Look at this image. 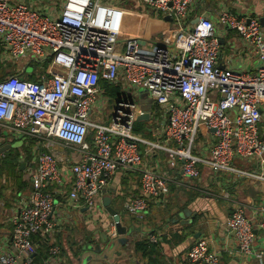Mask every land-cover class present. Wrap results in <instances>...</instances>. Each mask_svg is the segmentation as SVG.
<instances>
[{"label": "built area", "instance_id": "built-area-1", "mask_svg": "<svg viewBox=\"0 0 264 264\" xmlns=\"http://www.w3.org/2000/svg\"><path fill=\"white\" fill-rule=\"evenodd\" d=\"M194 1L138 0L148 12L164 20L171 17L174 28L156 37L150 48L147 41L132 38L121 50L119 36L134 14L117 2L0 0V63L26 62L19 70L38 78L10 76L0 81V126L19 140H31L36 155V161L26 164L31 191L11 219L15 252L0 253V264H36V237L52 239L45 264L62 257L53 242V216L57 189L64 186L67 173L72 178L70 207L89 210L97 202L103 204L104 191L119 169L139 174L140 194L127 198L124 209L133 219L144 220L149 203H158L175 181L146 164L141 145L182 162V178L188 180L184 185L200 178V165L215 174L235 171V159L259 160L260 174L250 177L264 182V27L260 17L238 16L221 4L218 24L226 32L235 31L259 62L253 72L222 68L218 26L203 17L192 25ZM29 66L34 67L31 73ZM101 80L120 85L128 96L134 89H147L165 121L164 142L152 143L133 133L144 112L128 99L111 104L109 123L94 122L101 101L109 104ZM203 129L217 138L207 147L209 158L193 153ZM54 140L80 153L81 161L61 156ZM256 212L261 219L255 225L245 207L237 205L225 227L235 236L245 262L256 258L264 264V250L257 249L258 233L264 237V204ZM112 228L115 236L114 223ZM210 243L196 240L186 253L188 262L221 264ZM261 244L264 247V241Z\"/></svg>", "mask_w": 264, "mask_h": 264}, {"label": "crops", "instance_id": "crops-1", "mask_svg": "<svg viewBox=\"0 0 264 264\" xmlns=\"http://www.w3.org/2000/svg\"><path fill=\"white\" fill-rule=\"evenodd\" d=\"M223 1H231L234 6L246 9L248 12L261 18L264 16V0L194 1L195 12L192 19L194 20L202 16L204 12L209 13V18L219 27H217V34L219 35L221 43L222 68L231 67L240 72H253L257 68V62L255 64L253 61V57L255 56L252 49L242 44L235 31L226 32L218 24L217 14ZM156 27H158L156 30L161 31V35L163 33L170 34L173 30V26H170L169 22L166 21L164 23H159ZM152 106L153 105H151V107ZM154 112L153 109L152 114H150V125L153 126L152 140H144L152 143H161L164 142L162 133L164 131L165 121L164 118L161 117L160 111L156 113L155 117ZM153 117L154 121L151 123ZM12 136L13 134L10 130L0 126L1 146L13 144ZM216 139L213 133L203 129L197 137V145L193 153L200 158H209L210 152H208L207 147L211 149ZM142 150L144 151V160L146 164L149 163L148 165L152 169L158 172H167L172 180L175 181L171 184L177 189L197 194L195 199L189 201L190 204L187 210H189L190 213L188 216L182 214L178 219L176 217L171 219V214L170 221L164 227L162 226L163 222H160L161 219L154 216L155 214L153 210H151L152 208L148 209L146 218L142 221H137L136 224H134L133 218L127 213H125L123 217L119 213L122 224L131 231V234L126 236V238L129 237L128 243L122 245L118 243V238L114 236V229L111 228V225L114 223L113 221L109 222L106 219L100 221L92 218L87 213L89 210L88 208L78 209V213L72 211L74 208L70 207L67 198L68 191L72 185V178L67 173L64 177V186L57 189V204L53 216L56 224L53 242L56 243L57 246L60 245L59 248L62 254L67 256L65 257L67 264H81L78 262L80 255L77 256L76 254L82 246L88 245H99L101 248V254H92L93 260L89 262V264H150L147 259H144L140 253L135 251L133 246L131 247V235L133 233L139 239H150L151 237H155L158 239V242L162 244L155 264H190L187 260L186 253L195 241L198 240L196 238L198 234H200V238L210 240L211 248L219 252L221 256V264H260L257 259V261L245 262V260L241 258L235 236L229 233L225 227L227 219L232 216L237 205H243L245 207L247 216L254 220L255 225L260 221L261 218L256 210L259 206L264 204V182L250 177V174H260L261 167L259 160L235 159L233 162L235 171L218 174H215L206 165H200V178L194 181L191 187L189 184H183L185 182L187 183L188 180L182 178V162L171 160L167 152L163 150L149 152L150 150L144 145ZM58 153L75 162H79L82 159L80 153L77 152ZM27 161L28 160L25 158L20 160V170L23 172V179L29 183V187L24 189L20 188L19 185L17 186L16 183L12 184L14 185L12 190H14V194L18 195L19 199L16 201V204L12 205L11 209L2 208L0 212V249H2L0 253L15 252L12 244L13 225L11 219L18 205L24 201L31 190V178L26 175ZM22 164L24 165L22 166ZM125 176H128V173L122 168L119 169L108 192L105 194V196L109 195L111 197V206L115 210H117V208H124V200H117L115 198H117V196H123L124 191L121 181ZM139 181V174H134L130 178L131 191H135L140 185V183L138 184ZM110 189L114 190L115 193H111L109 191ZM12 190L9 189V187L3 188V194L9 198ZM170 194H172V192L170 193L169 189L168 193L164 194L158 203H155V206L160 207V205H164L166 200L170 197ZM2 204L3 203H1V205ZM84 213H86L85 218L84 216L80 218L79 216H82ZM165 220H168V218ZM177 221H180V223ZM184 228H186V231H181ZM76 229L77 231H75ZM177 232L184 233V240L177 242L175 239L170 238L166 242L162 241L166 236H174ZM259 234L260 232L258 235ZM44 241L50 242L49 240ZM61 242H63V245ZM113 244L114 247H112ZM36 245L39 248V244ZM257 249L264 250L260 242L257 244ZM46 260L47 257H45L42 264H45Z\"/></svg>", "mask_w": 264, "mask_h": 264}, {"label": "rangeland", "instance_id": "rangeland-1", "mask_svg": "<svg viewBox=\"0 0 264 264\" xmlns=\"http://www.w3.org/2000/svg\"><path fill=\"white\" fill-rule=\"evenodd\" d=\"M113 2H117L118 4L122 5V8L130 13H133L134 16L129 18V20L127 21V25L123 30V33L119 36V44L117 49H121L124 46V43L126 42V40L128 39H141V40H145L147 41V46L148 48L153 46V43L155 42V38L156 37H160L161 36V31L160 30H156L158 27L159 23H164V17L162 15H158V14H153L150 13L146 10V8L140 4L138 2V0H111ZM223 4H225L232 12H235V14H237L238 16H246L249 18H258L259 16L254 15L251 12H248L246 9H242L239 7H236L233 5V3L231 1H223ZM206 14L209 13H205L202 15L203 17L206 16ZM170 26H173L174 28V24L173 23H169ZM165 34V33H163ZM252 56V55H251ZM253 57V56H252ZM253 61L257 62V67L259 65L258 59L256 57H253ZM26 62H19V63H11L9 64V67H16V68H22V66L25 64ZM34 67L29 66L27 68V72L31 73L33 71ZM8 71H11L10 68L7 69ZM37 72H41V68H37L36 70ZM124 93V92H123ZM142 96V98H141ZM128 99L131 100L137 107L141 108H147L149 105H154V102L150 96V92L141 87L138 90L134 89L132 92V96H128L124 93V96L119 99ZM153 107V106H152ZM150 107V113L152 114L153 112V108ZM113 109L114 106L112 107L110 105V103L108 104V102L106 101H101V107L97 108L94 112V114L92 115V120L94 122L97 123H102V124H107L110 122L111 116L113 114ZM155 111V110H154ZM154 117L156 116L157 111L154 112ZM154 117L152 119V122L154 121ZM155 128V127H154ZM14 136V137H13ZM13 149L12 150H21V159L26 158L28 155H31V158H33L34 161H36V155H34L33 152V147H31V140L22 138L21 140H19L15 135H13ZM141 137V136H140ZM142 139H145L143 137H141ZM55 142V150L59 151V152H72L70 150H65L62 148V146L60 145V143L57 140H54ZM30 153V154H28ZM26 175L29 176L30 173L28 171V169L26 170ZM15 182H11L8 184L9 189H13L12 184H14ZM193 182L191 183V186ZM192 193L186 192L185 190L182 189H177V191L173 192L171 194V196L168 198V200H166L164 205H160V207L155 206V208H152L151 210H153V213L155 214L154 216H157V218H160V222H163V227L168 224V222L170 221V213H167V209H168V205H170L172 203V206L174 204H179V205H183L185 203H188L190 201V196ZM10 206L9 203L7 205L0 203V212L3 209H11L13 204H16V201L19 199L18 195L14 194V190H12V192L10 193ZM162 206V207H161ZM74 208V207H73ZM75 213H78L79 210L74 208L72 210ZM176 213V211H173V213ZM88 215H90L92 218L98 219L100 221L103 220H108L109 222L113 221L112 217L109 215V213L107 212L106 208L104 207V205L100 202H97L95 207L91 208L90 210H88ZM85 214L84 213L82 216H79L80 218L84 216L85 218ZM78 216V215H77ZM130 216V215H129ZM131 217V216H130ZM132 218V217H131ZM168 220H165L167 219ZM134 221V224L137 223L138 220L136 219H132ZM96 226V224H95ZM112 228V225H111ZM77 231V229L75 230ZM258 241L260 243H262L264 241V237L262 235V233H260L258 236ZM129 238V237H128ZM63 245V242H61ZM116 244V243H114ZM59 245V243H58ZM123 245V244H122ZM60 246V245H59ZM2 250V249H0ZM78 250V249H77ZM80 251V249H79ZM79 251L77 253H79ZM79 255H81L79 253ZM78 255V256H79ZM85 256V254H83V257ZM67 257L65 254H62V257L60 256L58 258V260L55 261V264H64L66 261ZM256 258H254L253 260H250V262L255 261ZM257 261V260H256Z\"/></svg>", "mask_w": 264, "mask_h": 264}, {"label": "trees", "instance_id": "trees-1", "mask_svg": "<svg viewBox=\"0 0 264 264\" xmlns=\"http://www.w3.org/2000/svg\"><path fill=\"white\" fill-rule=\"evenodd\" d=\"M9 66L10 65L5 66L0 63V81H3L10 76H18V77L26 76V74L22 73L19 70V68L9 67ZM35 66H37V64ZM8 68H10L11 71H8L7 70ZM26 77L32 81L38 80L35 73L32 74L31 76H26ZM100 87L105 93V95L109 98L110 105L115 103L117 100L121 99L124 96V93L120 85H112L106 81L101 80ZM152 108L157 112L160 111L159 107L156 105H153ZM152 130H153V126L150 125V120L149 121H136L133 126V133L135 135L141 136L149 140H152V135H153ZM89 140H91V136L89 137ZM142 147L143 145L140 146L141 150H142ZM21 152H22L21 150H16V149L11 150L10 152L6 153L2 157L1 162H0V203H3V204L5 203V205L9 203L8 206L11 205L10 204L11 196H9V198L6 197L3 194V188H8V184L11 182H15L16 185L17 186L19 185L20 188L26 189L27 187H29V183L23 179V172L20 170ZM31 159H32L31 155H28L27 160L30 161ZM133 175H134L133 173H128V176H125L124 178H122L121 185L124 191L123 196L121 197L117 196V198H115L117 200L119 199L124 200V204L127 198L131 196H137L140 194L141 180L138 182V184L140 183V185L135 189V191H131L130 178ZM169 189H170V193L177 191V188L173 184H170ZM189 193H192L191 194L192 197L190 196V201L192 199H195L197 194L194 192H189ZM189 204L190 202L185 203L183 205L174 204L173 207H171L172 206V203H171L170 205L167 206L168 207L167 213L172 214L171 219H174L175 217L178 219L180 215L182 214L186 215L185 212L188 209ZM150 208H155V203L150 202L149 209ZM121 209L117 208L118 212L123 217L126 211L124 208L122 210ZM173 211H176V213L175 212L173 213ZM177 222L180 223V221H177ZM181 231H186V228H184ZM131 238H132L131 247L133 246L135 251L137 253H140L144 259H147V261L150 264H155L157 262V257L159 255L162 244L160 242L152 243L149 238L139 239L137 236L134 235V233L131 235ZM170 238L175 239L177 242H180V240H184V233L177 232V234L174 236H166L165 238H163L162 241L166 242ZM34 242L36 244H39V248L37 250V254L34 257V260L36 264H42L43 260L48 254L49 244L47 241H44L40 237L34 238ZM79 253L81 254V251H79ZM79 253H77L76 255L78 256Z\"/></svg>", "mask_w": 264, "mask_h": 264}, {"label": "water", "instance_id": "water-1", "mask_svg": "<svg viewBox=\"0 0 264 264\" xmlns=\"http://www.w3.org/2000/svg\"><path fill=\"white\" fill-rule=\"evenodd\" d=\"M210 14H206V16H200L203 18H209ZM200 17H197L193 20L192 25H196L199 22ZM166 22L171 23L172 22V18L167 16L165 18ZM260 22L262 24V26L264 27V16L260 18ZM142 44H144V42H142ZM142 98V96H141ZM130 104L131 105H135L131 100H130ZM150 105L147 108H141V110H143V114L140 115L137 118V121H149L150 120ZM212 132H216V130H213ZM14 144H7L4 147H0V162L2 159V156H4L6 153L10 152L13 149ZM24 164H22L23 166ZM111 193H115L114 190H109ZM108 192V190L104 191V193L106 194ZM111 197L105 196L104 197V207L106 208L107 212L109 213V215L112 217L114 225H115V229H116V235L115 237L118 238V243L120 244H127L128 243V238H126V236L128 234H131V231L128 230V228L126 226H124L121 222V216L119 214V212L117 210H115L112 206H111ZM190 213L189 210H186L185 214L188 216V214ZM197 239L200 238V234H198L196 236ZM112 247H114V244L112 245ZM81 255L80 258L78 260L79 263L81 264H89V262H91L93 260V255L92 254H101V248L99 245L93 246V245H88V246H82L81 249ZM83 254H85V256L83 257Z\"/></svg>", "mask_w": 264, "mask_h": 264}, {"label": "flooded vegetation", "instance_id": "flooded-vegetation-1", "mask_svg": "<svg viewBox=\"0 0 264 264\" xmlns=\"http://www.w3.org/2000/svg\"><path fill=\"white\" fill-rule=\"evenodd\" d=\"M4 146H5V145H2V146L0 145V147H4Z\"/></svg>", "mask_w": 264, "mask_h": 264}]
</instances>
